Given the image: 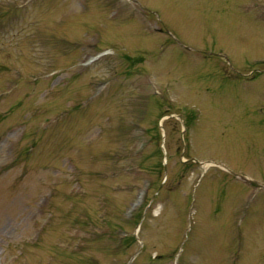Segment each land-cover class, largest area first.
I'll list each match as a JSON object with an SVG mask.
<instances>
[{
  "label": "rangeland",
  "instance_id": "obj_1",
  "mask_svg": "<svg viewBox=\"0 0 264 264\" xmlns=\"http://www.w3.org/2000/svg\"><path fill=\"white\" fill-rule=\"evenodd\" d=\"M135 2L0 0V264H264V0Z\"/></svg>",
  "mask_w": 264,
  "mask_h": 264
},
{
  "label": "water",
  "instance_id": "obj_2",
  "mask_svg": "<svg viewBox=\"0 0 264 264\" xmlns=\"http://www.w3.org/2000/svg\"><path fill=\"white\" fill-rule=\"evenodd\" d=\"M249 182H250L251 184H253V185H257V186H258V184H256L255 182H253V181H251V180H249Z\"/></svg>",
  "mask_w": 264,
  "mask_h": 264
},
{
  "label": "bare ground",
  "instance_id": "obj_3",
  "mask_svg": "<svg viewBox=\"0 0 264 264\" xmlns=\"http://www.w3.org/2000/svg\"><path fill=\"white\" fill-rule=\"evenodd\" d=\"M208 107V106H207Z\"/></svg>",
  "mask_w": 264,
  "mask_h": 264
}]
</instances>
